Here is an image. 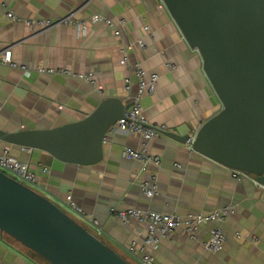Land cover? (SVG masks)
<instances>
[{"label":"crops","instance_id":"crops-1","mask_svg":"<svg viewBox=\"0 0 264 264\" xmlns=\"http://www.w3.org/2000/svg\"><path fill=\"white\" fill-rule=\"evenodd\" d=\"M8 12L22 20L70 15L76 21L98 13L114 25L87 22L84 32L65 24L32 29L24 21L9 19ZM120 19L125 22L120 24ZM125 46L130 48L121 63L120 49ZM6 48L17 64L31 70L41 65L91 72L95 82L61 73L26 75L18 67L0 63V128L6 131L52 128L79 120L108 96L130 102L138 67L158 75L155 92L141 100L142 113L153 126L193 136L221 108L198 53L187 45L161 0H0V52ZM140 144L137 135L106 133L101 159L87 165L2 141L0 151L26 163L37 178L35 190L74 214L70 215L88 230L100 231L99 237L131 264H140L139 252H130L128 246L142 241L146 227L135 220L123 224L111 208L185 215L232 205L233 212L219 223L225 236L221 250L204 247L213 223L203 224L195 238L177 228L161 240L153 264H264L262 186L194 151L190 144L160 133L147 143V151L160 157L158 165H142L122 156L125 146ZM142 182L155 184L152 196L144 194ZM68 195L84 209V217L70 209ZM0 264L50 263L0 232Z\"/></svg>","mask_w":264,"mask_h":264},{"label":"water","instance_id":"water-1","mask_svg":"<svg viewBox=\"0 0 264 264\" xmlns=\"http://www.w3.org/2000/svg\"><path fill=\"white\" fill-rule=\"evenodd\" d=\"M221 108L193 136L160 134L264 187V0H161ZM130 102L108 96L83 118L52 128L6 131L0 141L38 149L67 163L102 157L107 129ZM0 232L50 264H131L52 200L0 170Z\"/></svg>","mask_w":264,"mask_h":264},{"label":"built area","instance_id":"built-area-1","mask_svg":"<svg viewBox=\"0 0 264 264\" xmlns=\"http://www.w3.org/2000/svg\"><path fill=\"white\" fill-rule=\"evenodd\" d=\"M6 15L11 20L24 21L25 24H27L32 29H45L54 25L65 24L75 26V28H77L80 32H84L87 22H102L109 26L114 25L110 19L105 18L98 13L92 14L88 20L81 21L73 20L70 15L56 19L35 18L27 20L17 18L11 12H8ZM124 22L125 21L123 19L119 20L120 24H123ZM115 34H119L118 29L115 30ZM137 43L141 47L144 46L142 40H138ZM129 48L130 46H125L120 49L121 63H124L127 60V51ZM0 63L8 64L12 67H18L26 75H30L31 71L49 74L61 73L88 81L92 84L95 83L91 72H70L64 69L46 68L41 65H37L33 70H31L24 64H17L11 58V52L7 48L0 52ZM136 78V90L131 96V106L124 111L122 117L117 119L112 125L108 127L107 133L121 131L139 136L141 139L140 147L133 148L130 146H125L121 152L122 156L125 159L136 161L142 165H158L160 163V157L147 151V143L149 140L157 136L161 130H164V125H151L142 113L141 104L142 96L144 94H152L155 92L158 75L153 72H148L142 67H138L136 70ZM126 87L128 89V85ZM98 88L100 87L98 86ZM0 170L22 184L34 189V185L37 181L35 174L29 170L26 163L10 156L6 150L0 151ZM236 172L238 175L251 176L253 178L252 174H248L243 171ZM141 189L145 195L152 196L155 193L156 188L154 183L148 184L147 182H142ZM66 200L71 210L77 213L78 216L84 217L85 211L82 207L75 204L69 195L66 197ZM110 211L115 216H117V218H119L123 224H129L132 220L144 223L146 227L145 236L142 238V241L139 244H136L135 241L131 242L128 246V250L130 252H139L140 264H153V252L158 249L161 240L168 237L177 228L183 229L191 238H195L203 224L213 223L214 225L210 230L209 236L204 242V247L206 250L211 252H218L221 250L225 236L219 223L233 212V206L224 205L209 212L199 214L188 213L185 215L176 213H162L155 210L140 208H111ZM90 221L95 227L99 226L96 219L90 218ZM90 231L99 237L100 231Z\"/></svg>","mask_w":264,"mask_h":264},{"label":"rangeland","instance_id":"rangeland-1","mask_svg":"<svg viewBox=\"0 0 264 264\" xmlns=\"http://www.w3.org/2000/svg\"><path fill=\"white\" fill-rule=\"evenodd\" d=\"M70 214H72V213L70 212ZM72 215H74V214H72ZM99 238H100V237H99ZM101 239H103V238H101ZM103 241H106V240L103 239ZM123 257H124V256H123ZM134 264H135V263H134Z\"/></svg>","mask_w":264,"mask_h":264}]
</instances>
